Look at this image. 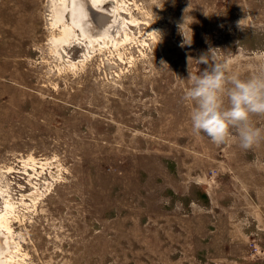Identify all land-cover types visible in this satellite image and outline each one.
Listing matches in <instances>:
<instances>
[{"label": "rangeland", "instance_id": "1", "mask_svg": "<svg viewBox=\"0 0 264 264\" xmlns=\"http://www.w3.org/2000/svg\"><path fill=\"white\" fill-rule=\"evenodd\" d=\"M60 2L0 0V264H264V141L214 144L183 99L210 49L264 72V0H86L101 42L68 60Z\"/></svg>", "mask_w": 264, "mask_h": 264}, {"label": "clouds", "instance_id": "2", "mask_svg": "<svg viewBox=\"0 0 264 264\" xmlns=\"http://www.w3.org/2000/svg\"><path fill=\"white\" fill-rule=\"evenodd\" d=\"M185 43H192L191 36ZM196 62L206 67L198 74H189L191 83L183 95L193 105L192 131L221 145L234 130L244 150L264 141V128L252 121L253 116H264V72L241 79L239 74H232L230 62L218 58L211 49Z\"/></svg>", "mask_w": 264, "mask_h": 264}, {"label": "bare ground", "instance_id": "3", "mask_svg": "<svg viewBox=\"0 0 264 264\" xmlns=\"http://www.w3.org/2000/svg\"><path fill=\"white\" fill-rule=\"evenodd\" d=\"M86 0H69V4L66 3V0H61V5L55 11V25H58L59 30L61 31V35L58 37H52V42L55 45L59 46L58 53L60 58L68 60V52L66 50V46L69 45L71 37H77L81 35L80 39L88 38L89 43L101 42L99 37H91L92 34H96L100 31V23L96 25L98 13H101L100 10L95 12L90 11V9L86 6ZM106 20L102 22L104 26V30L106 31V27L111 23L112 16L110 14H106ZM79 28L81 33L79 35L75 30ZM99 33V32H98ZM103 38V37H102ZM98 44V43H97ZM3 219L0 218V225L3 226Z\"/></svg>", "mask_w": 264, "mask_h": 264}]
</instances>
